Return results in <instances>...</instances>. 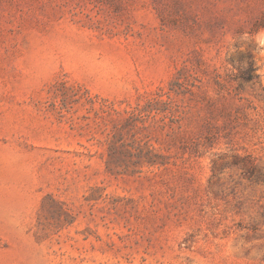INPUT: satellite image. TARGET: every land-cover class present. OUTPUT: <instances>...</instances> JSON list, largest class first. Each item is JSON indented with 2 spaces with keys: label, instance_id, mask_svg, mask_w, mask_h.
<instances>
[{
  "label": "rangeland",
  "instance_id": "obj_1",
  "mask_svg": "<svg viewBox=\"0 0 264 264\" xmlns=\"http://www.w3.org/2000/svg\"><path fill=\"white\" fill-rule=\"evenodd\" d=\"M0 264H264V0H0Z\"/></svg>",
  "mask_w": 264,
  "mask_h": 264
},
{
  "label": "trees",
  "instance_id": "obj_2",
  "mask_svg": "<svg viewBox=\"0 0 264 264\" xmlns=\"http://www.w3.org/2000/svg\"><path fill=\"white\" fill-rule=\"evenodd\" d=\"M252 68H249L246 71H243L241 73V79L245 82H250L254 80V76L252 75ZM161 103L158 100H149L148 104L145 105L144 107H139L134 109L131 112H128V114L130 115L128 118H125L124 121H121V124L118 125L117 123L113 124V127L107 128L108 129V137H107V143L109 145V149L111 151H116L117 150V145H118V140L117 138L121 135L124 138L125 133L127 134V129L129 130H133V143L131 146V148L133 149H137V150H141L143 145H148L147 144V140L144 138V134L141 133L143 131H147L148 127L145 125V122L143 121V118L146 114V116L151 115L152 113H155L154 118H156L157 114H158V110L154 109L153 106L156 104ZM134 121H139L140 125H136L133 126L131 123ZM132 127H134L132 129ZM142 135V136H140ZM126 143V142H124ZM125 145V144H124ZM125 146L128 147V145L126 144ZM118 163H120V161L115 158V157H110L107 161V168L109 169V171H112L114 168L118 167ZM127 163H131V165L135 166V167H143V166H156V165H166L167 162V158L166 156H156V155H152L151 152H149V154H147L145 157H138L135 161L133 159L129 160V162Z\"/></svg>",
  "mask_w": 264,
  "mask_h": 264
}]
</instances>
